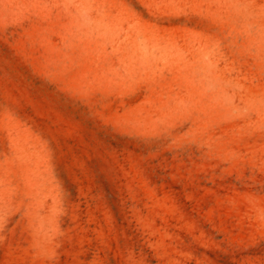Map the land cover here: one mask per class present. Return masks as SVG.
<instances>
[{
	"label": "rangeland",
	"instance_id": "1",
	"mask_svg": "<svg viewBox=\"0 0 264 264\" xmlns=\"http://www.w3.org/2000/svg\"><path fill=\"white\" fill-rule=\"evenodd\" d=\"M0 264H264V0H0Z\"/></svg>",
	"mask_w": 264,
	"mask_h": 264
}]
</instances>
